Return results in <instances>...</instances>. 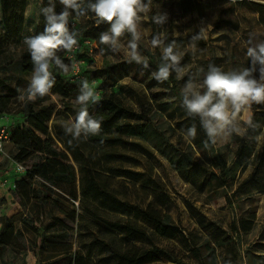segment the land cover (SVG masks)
I'll return each instance as SVG.
<instances>
[{"label":"rangeland","instance_id":"rangeland-1","mask_svg":"<svg viewBox=\"0 0 264 264\" xmlns=\"http://www.w3.org/2000/svg\"><path fill=\"white\" fill-rule=\"evenodd\" d=\"M231 0H154L155 14L160 11L168 14L167 22L161 26L157 24V34L166 32L168 27L173 29V38L176 41V51L181 56H186L184 75L190 74L196 79L197 67L201 61L212 57H222L219 62L226 71L244 68L247 57L248 40L250 34L257 40H264V27L259 22V14L246 5L237 3L235 17L240 21V29L214 28L213 21L217 12ZM148 4V0H144ZM48 5V0H27L25 5V24L22 42L14 39L0 38V67L9 65L8 70L0 68V96L8 97L1 100L4 111L0 113V127L7 125L10 131L23 120L26 111V98L19 97L27 88L31 76L22 75L15 69V63L22 55L28 52L24 43L26 37L34 36L41 22V8L43 4ZM56 11H61L62 5L55 0ZM2 0H0V29L3 33L6 28L2 16ZM140 29L143 33L139 42V51L143 57L146 55L140 49H148L153 53L159 48L151 45L152 27L150 25L149 10L140 13ZM75 22L73 29L90 26L95 18L88 16L79 17L73 14L69 18ZM109 25L102 24V32ZM204 27L205 37L203 40L193 39L196 31ZM8 34V33H7ZM1 37V34H0ZM130 36L126 33L121 37V42L126 45ZM194 45V49H193ZM77 47L82 54L80 61V72L83 67V75L95 90L96 97L102 92L101 81L86 75L87 70L97 69L103 64V60H110L117 64L116 70L122 73L121 61H129L126 48L119 52H112L108 46L104 47L99 41L84 42L78 38ZM101 49L103 52L101 53ZM161 52V51H160ZM259 67V66H257ZM132 73V69H130ZM131 75V74H130ZM135 77V76H134ZM259 78V71H257ZM68 81H73L69 71L66 74ZM120 83L123 88H114L123 98L126 104L139 107V102L146 99L148 89L140 78L137 80L132 76L122 77ZM185 83H182V88ZM130 89L134 94H130ZM6 95V96H5ZM26 95V94H25ZM8 101V104L5 103ZM66 99L60 95L52 94L50 99L41 103L52 113L49 121L50 136L54 139L60 149L69 151L70 159L77 169L78 198L75 203L68 193L69 186L54 187L52 191L42 186L40 180L26 178L25 183L21 181L27 177V171L31 165L38 161L37 157L28 160L23 170H18L15 159L17 149L11 142L10 136L3 142L0 150V216H8L15 223L16 229L22 233L11 239V241L0 248V264H120L111 254L110 248L125 249L136 245L139 251L146 252L153 245L164 247L174 246L183 252H187L189 246L206 237L202 224L205 221H219L227 230L232 231L231 223L238 221L243 215L252 216L255 209L252 230L240 237L239 264H264V126L261 131H250L246 121L255 115L264 119V105L252 104L251 108H245L238 114L236 124L240 127L241 136L245 137L248 144L247 153L251 151L250 162L243 169L240 159L236 158V145L233 144L232 134L217 139V146L228 159V167H233L231 177L226 183H233L228 187L232 197L230 204L226 197L213 198L210 195L211 186L199 189V184L206 174L203 168L196 171L193 179L188 181L182 178L174 170L170 162L159 154L155 148L140 138L128 139V143L117 149L100 147L90 143L88 140L77 142L65 134L64 125L74 120L79 107L69 109L65 105ZM76 103V100H70ZM89 114L92 110L88 108ZM164 119L171 121L174 125L187 117L182 107V100L170 104L163 111ZM182 126L180 132L184 137V144L193 141V138L185 139L187 131ZM61 134V139L56 133ZM66 135V136H65ZM72 141L69 143V141ZM117 153L122 156L111 158V154ZM199 161L204 162L200 153L196 154ZM234 161V164L233 162ZM260 167L262 188L252 184L243 188L239 194L233 195L239 183L247 178L256 167ZM95 177L100 188H105L118 199L129 204V207L116 209L111 203L103 204L92 195L84 196L82 187L81 168ZM217 172L219 170L215 169ZM212 183V182H211ZM214 183V181H213ZM214 189L217 184H213ZM160 186L170 196L166 204L155 198V189ZM67 189V190H66ZM249 194H244V191ZM66 191V192H65ZM34 195H37L36 198ZM51 195L55 202H46L44 196ZM154 200L157 206L164 205L179 225L180 230L185 233L178 234L175 238H167L155 233L149 228L151 240L148 242L128 243L116 230L108 227L103 219L115 220L119 217H127L132 213V218L137 219L147 204ZM58 203L70 216H64L59 210ZM2 224L0 223V231ZM234 235L235 232H233ZM238 241V239H237ZM219 253L224 257L226 247H220Z\"/></svg>","mask_w":264,"mask_h":264},{"label":"trees","instance_id":"trees-1","mask_svg":"<svg viewBox=\"0 0 264 264\" xmlns=\"http://www.w3.org/2000/svg\"><path fill=\"white\" fill-rule=\"evenodd\" d=\"M26 2L27 0H2L1 11L8 34L3 33L0 29V38H9L19 43L22 42ZM240 2L259 14V22L264 27V0H231L227 5L218 10L216 18L213 21L214 28L218 30L222 28L239 30L241 24L235 17V13L237 11V3ZM148 6L150 25L152 27L151 37L153 38V36L157 35V24L153 21V16L156 12L154 0H150V2L148 0ZM43 7H46L45 3ZM86 16L95 18L91 13ZM41 22L35 35L44 29L45 20L42 14ZM102 24H97L95 19L90 26L73 29L72 22L69 21V28L70 30H76L79 33L78 38L82 39V41L91 43L99 41L98 38L102 32ZM198 32L196 31V34ZM173 40V29L168 27L165 43H170ZM104 47L107 46L104 45ZM140 50L146 55L148 60L147 68L135 62L121 61L118 64L125 67V71L122 73L121 70L120 72L116 70L117 64H112L110 60L104 59L103 64L99 65L97 69L87 70L86 75L93 73V78L100 80L101 87L103 88L101 94L96 97V103H89L88 105V108L92 110L90 115L101 121V131L98 135L89 136L87 140L100 147L117 149L128 143L129 138H140L149 142L159 154L170 162L172 168L188 181L193 179L199 168H203L206 174L199 184V189H204L210 185V195L214 199L224 196L231 204L232 197L229 194L228 187L232 186L233 183L226 182L231 177L230 172L233 167H228V159L217 144L209 141L200 125L199 118L187 116L178 121L176 125L164 119V109L173 102L182 100V83H186L190 77L194 80L195 78L190 74H185L182 79H177L176 73L173 72L167 81L158 82L152 78V73L158 69L161 63V52L159 50H156L155 53L148 49ZM69 53L60 51L57 54L65 64L69 65V73L72 75L73 81L70 82L66 79L67 72L65 73L56 68L55 65H52L51 70L55 76L54 87L47 96L38 98L34 102L26 99L24 118L11 130L10 139L17 149L15 159L18 163L26 164L32 157L38 158V161L29 167L27 177L21 181V184L25 183L26 178L32 180L38 178L42 186L50 191L54 187L69 186L70 189H66L68 193L65 192L77 203V169L70 159L69 151L71 149L63 150L57 146L52 136H50L49 130V121L52 113L45 105L40 106L41 103L50 99V95L56 94L67 100L65 101V105L69 109L80 108L77 103H73L70 100H76L79 94L80 82L86 77L83 75V67L81 72L79 70L78 74L74 73V59L69 57ZM74 55L76 60L83 61L78 47ZM185 59L186 56H182L180 62L182 68L186 65ZM221 61H223L222 57H212L201 61L197 67V75H195L197 81L199 80L200 84H202L208 70V65L214 64L221 67L218 65ZM8 66L5 65L0 68L8 70L10 68ZM245 67H251V61L248 56L244 62ZM15 69L22 75L33 73V63L29 51L22 55L15 63ZM130 69H132V73ZM222 69L226 71L224 68ZM256 75L257 72L254 73V76ZM125 76H132L136 80L137 77L140 78L141 76V82H144L148 89L147 98L139 102L138 108L126 104L114 89L115 87H125L124 84L120 83L122 77ZM203 90L201 89V91ZM134 93V90L130 89V94ZM4 98L8 97L0 96V113L4 111V107L1 105V100ZM7 104L8 101L5 105ZM251 119L256 125L254 130L261 131L264 126V119L257 118L255 115ZM192 125L196 126V136L192 142L184 144V137L182 132H180V128L184 126L183 128L187 130ZM252 129L250 128V131ZM56 135L63 140L65 139L58 132ZM232 141L237 148L236 158L240 159V165L244 169L250 162L252 151L249 154L246 152L248 144L244 136L233 133ZM197 153L203 156L204 162L196 158ZM109 154H111V158L122 156L117 153ZM232 162L234 164V161ZM215 169L219 171L217 172ZM259 172L260 167L257 166L247 178L239 183L233 195L239 194L243 188L249 187L252 184L261 189L263 181L258 175ZM81 174V191L84 196L92 195L98 201L101 200L103 204L111 203V206H116L118 210L123 207L130 208L128 203L121 201L107 189L100 188L95 177L86 172L83 167L81 168ZM213 184H217V188L214 189ZM155 190L156 199L162 200L163 204L170 201V196L166 190H163L160 186L156 187ZM243 193L249 194V191L247 190ZM34 196L38 198L37 195ZM43 198L46 202H55L51 195H46ZM163 204L157 206L155 201L151 200L137 214V219L132 218L130 211L127 217H119L115 220L103 219V222L120 233L128 243H145L150 241L149 228H152L156 234L171 239L182 232L185 233V230H180L179 225L176 224L171 213L164 208ZM56 206H58L64 216H70L58 203H56ZM254 215L255 209H252V216L243 215L238 221L232 222V231L225 229L220 224L221 222L217 220L201 223L206 237L192 243L187 252H183L174 246L164 247L160 245H153L152 249L141 252L136 245H132L121 250L110 248L111 254L120 264H239L240 236L251 232ZM0 223L2 224L0 231L1 248L9 243L12 238L19 236L22 231L16 229L15 223L8 216L1 215ZM220 247H226V253L223 258L219 253Z\"/></svg>","mask_w":264,"mask_h":264},{"label":"clouds","instance_id":"clouds-1","mask_svg":"<svg viewBox=\"0 0 264 264\" xmlns=\"http://www.w3.org/2000/svg\"><path fill=\"white\" fill-rule=\"evenodd\" d=\"M59 3L62 8L58 13L55 0H48V5L41 8L45 20L43 31L24 40L33 63V73L27 88L19 97L21 100L26 98L34 102L50 93L55 85L52 65L65 73L69 71V65L57 53L73 52L78 45L79 33L69 28V18L73 14L83 17L91 13L97 24H108V29L99 34V43L108 46L114 53L126 48L129 62L148 67L147 58L139 51L143 35L140 13L149 10L144 0H59ZM167 20V13L158 11L153 16V21L161 26ZM126 33L130 39L124 45L121 37ZM200 38H206L204 27L193 37L194 40ZM151 45L161 51V63L152 73V78L164 82L175 72L177 79H182V56L175 50L176 41L166 44L164 33H158L153 36ZM248 45L246 55L251 61V67L224 71L219 66L209 64L202 84L190 77L181 90L182 107L187 116L199 118L201 127L212 143L232 133L242 135L236 124L238 114L246 107L251 108L253 103L264 104V40H257L250 34ZM100 51L102 53L103 49ZM257 71L259 78L254 76ZM76 103L80 106L79 111L74 120L64 125V131L72 140L79 142L98 135L102 127L101 121L88 111L89 103H96V93L87 79L80 82ZM246 123L249 128L256 127L251 118ZM184 136L185 139L195 138L196 126L189 127ZM71 142L70 140L69 143Z\"/></svg>","mask_w":264,"mask_h":264},{"label":"built area","instance_id":"built-area-1","mask_svg":"<svg viewBox=\"0 0 264 264\" xmlns=\"http://www.w3.org/2000/svg\"><path fill=\"white\" fill-rule=\"evenodd\" d=\"M72 26L75 27L76 23L72 22ZM76 48H77V46H76ZM76 48L74 49L73 52L69 53V57L71 59H74V66H75L74 73L78 74V72L80 70V67H79L80 61L76 60L75 55H74ZM9 136H10V131H9L8 126L7 125H3L2 127H0V150L3 149L4 140L8 139ZM16 166H17L18 170H23L24 169V166L22 164H20V163H16Z\"/></svg>","mask_w":264,"mask_h":264}]
</instances>
